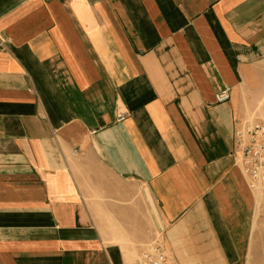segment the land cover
Instances as JSON below:
<instances>
[{
  "label": "crops",
  "instance_id": "obj_1",
  "mask_svg": "<svg viewBox=\"0 0 264 264\" xmlns=\"http://www.w3.org/2000/svg\"><path fill=\"white\" fill-rule=\"evenodd\" d=\"M249 120L264 0H0V264H264Z\"/></svg>",
  "mask_w": 264,
  "mask_h": 264
},
{
  "label": "built area",
  "instance_id": "obj_2",
  "mask_svg": "<svg viewBox=\"0 0 264 264\" xmlns=\"http://www.w3.org/2000/svg\"><path fill=\"white\" fill-rule=\"evenodd\" d=\"M230 97V88L224 87L216 93V102H226ZM119 118L123 117L119 115ZM235 145L239 148L243 172L249 179L250 188L264 194V123L256 120L247 121L239 131H236ZM140 264L175 263L168 258L161 245L152 244L143 252Z\"/></svg>",
  "mask_w": 264,
  "mask_h": 264
}]
</instances>
